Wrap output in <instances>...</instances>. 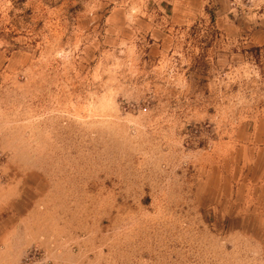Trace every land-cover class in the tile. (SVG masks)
Here are the masks:
<instances>
[{"label":"rangeland","instance_id":"rangeland-1","mask_svg":"<svg viewBox=\"0 0 264 264\" xmlns=\"http://www.w3.org/2000/svg\"><path fill=\"white\" fill-rule=\"evenodd\" d=\"M0 264H264V0H0Z\"/></svg>","mask_w":264,"mask_h":264}]
</instances>
